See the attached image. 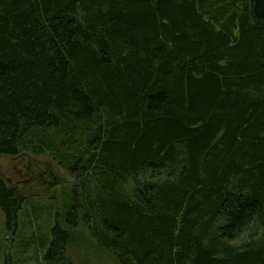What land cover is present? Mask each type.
<instances>
[{"label": "trees", "instance_id": "16d2710c", "mask_svg": "<svg viewBox=\"0 0 264 264\" xmlns=\"http://www.w3.org/2000/svg\"><path fill=\"white\" fill-rule=\"evenodd\" d=\"M23 151L76 180L36 264H264V0H0ZM28 200L0 176L8 223Z\"/></svg>", "mask_w": 264, "mask_h": 264}, {"label": "rangeland", "instance_id": "374dc122", "mask_svg": "<svg viewBox=\"0 0 264 264\" xmlns=\"http://www.w3.org/2000/svg\"><path fill=\"white\" fill-rule=\"evenodd\" d=\"M0 176L8 184L18 187L27 199H31L21 209L16 227L13 226L12 221L7 222V217L0 208V264L41 263L44 249L39 247L25 251L21 244L31 239L40 240L44 244L50 240L53 220L46 212L50 208L52 212L58 211V204L62 205V200L76 180L49 153L36 154L31 151L2 156ZM33 204L35 205L32 206ZM52 206H55V209ZM33 208L43 210V213L36 212V214H42L36 220L33 218L35 213ZM38 227L39 234L38 232L33 234V230ZM244 236L234 242H242L246 238ZM87 239L89 240L88 237ZM88 261L90 262L86 264H111L103 259Z\"/></svg>", "mask_w": 264, "mask_h": 264}]
</instances>
